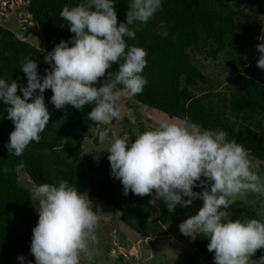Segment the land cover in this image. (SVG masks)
<instances>
[{"label":"clouds","instance_id":"obj_1","mask_svg":"<svg viewBox=\"0 0 264 264\" xmlns=\"http://www.w3.org/2000/svg\"><path fill=\"white\" fill-rule=\"evenodd\" d=\"M114 5V0H90L88 6H65L60 17L74 35L44 56L51 67L42 82L37 61L29 58L20 67L27 77L26 87L0 79V100L9 105L7 118L14 124L8 153L20 156L31 142L40 141L51 116L44 97L47 89L53 93L50 102L57 110L94 105L87 118L108 126L95 129L101 144L108 141L113 119L121 116V96L141 94L147 84L142 75L147 52L130 45L125 37L135 39L136 32L162 8V0H130L126 23L118 22ZM159 27H164L162 22ZM160 34L166 37L168 33ZM257 49L261 54L257 67L264 69V42ZM112 65H118V70L109 71ZM101 78L103 84L94 86ZM121 85L122 90L118 89ZM227 136L223 130L202 131L188 120L163 122L130 144L123 138L113 139L108 148L110 174L122 183L125 196L129 192L152 196L149 204L155 206L162 200L169 213L177 205L187 207L202 200L197 214L183 221L179 231L190 238H207L214 264H264V256L251 259L264 249V222L229 219L227 211L237 197L247 194L264 200V177L254 169L248 151ZM194 187L204 190L195 192ZM33 195L39 200L30 249L35 264H80L81 255H90L97 241L100 219L87 194L62 180L58 186L39 185ZM18 259L23 264L25 257Z\"/></svg>","mask_w":264,"mask_h":264},{"label":"trees","instance_id":"obj_2","mask_svg":"<svg viewBox=\"0 0 264 264\" xmlns=\"http://www.w3.org/2000/svg\"><path fill=\"white\" fill-rule=\"evenodd\" d=\"M87 2L89 5L90 0H27L26 13L38 24L47 43L44 49H37L0 24V79L9 84L15 80L26 87L27 77L20 67L29 58L37 61L42 82L46 69L51 67L44 62V56L74 35L60 12L65 6ZM114 2L118 22L126 23L130 0ZM262 17L263 0H162V8L136 32L135 39L125 37L130 45L147 52V66L142 73L147 84L133 99L169 118L188 120L202 130H223L228 133V141L235 140L250 157L264 161V69L257 67L261 55L257 45L264 42L260 39L264 29L258 21ZM161 22L163 28L159 27ZM164 30L166 37L160 34ZM201 46L210 48L206 56L211 59L225 51L229 57L226 70L237 76L235 87L220 102L210 98L216 93H194L208 82L190 56L191 50ZM117 70L118 65L109 69ZM102 84L103 78L94 86ZM17 94L22 97L19 89ZM52 95L51 89L45 90V103L51 113L49 124L40 133V141L31 142L20 156L8 153L6 146L14 124L7 118L9 105L0 100V264H21L20 256L25 257L23 264L35 262L30 249L39 218L30 191L18 183V167H23L35 187L44 183L58 186L60 181H68L89 198L112 207L113 212L119 213L120 221L142 239L165 235L164 228L180 222L178 213H186L188 218L197 214L190 207L199 199L169 213L162 200L155 206L149 204L152 196L140 197L131 192L125 196L122 183L110 174L108 148L83 154L86 139L100 145L95 133L98 125L87 118L94 105L83 110L67 105L57 110L50 102ZM203 190L193 188L195 192ZM260 201L248 197L232 209L229 219H257ZM183 237L197 251H208L207 238Z\"/></svg>","mask_w":264,"mask_h":264},{"label":"rangeland","instance_id":"obj_3","mask_svg":"<svg viewBox=\"0 0 264 264\" xmlns=\"http://www.w3.org/2000/svg\"><path fill=\"white\" fill-rule=\"evenodd\" d=\"M4 1H6L5 8L3 7ZM26 4L27 0H0V24L35 48L44 49L47 41L38 24L33 22L31 17L26 13ZM85 5L88 6V2ZM258 21L262 24V28L264 29V17L259 18ZM262 37H264V35ZM209 49V47L201 46L194 48L190 52L192 61L208 79L207 84L200 85L194 90V93L196 95L206 92H212L213 94L216 93L215 95L217 96H212L210 98L214 101L219 99L220 102L222 101V96H227L230 90L235 87L237 83V76L230 75L226 70L229 63V57L225 54V51L218 55L215 59H211L206 56ZM118 104L121 107V116L119 119H113L110 126L111 131L109 132L108 141L103 144L100 143L99 146H95L92 139H86L83 143L84 155L94 150L109 148L110 142L115 138H123L127 141L130 139L135 140L136 137L143 132L157 129L163 122H181L180 119L169 118L166 114L155 109L148 108L135 101L133 97H129L127 95H122ZM230 119H232V116ZM97 127L104 128L108 126L98 125ZM249 159L258 174L261 175V177H264V161L257 160L250 156ZM16 172L19 185L30 191L32 199L35 202L36 213L39 218L37 210L39 207V200L34 198L33 195L36 187L27 177L23 167H18ZM250 196L254 195L247 194L246 196L237 197V202L229 206L227 209L229 218L231 216L232 209L240 206L241 203L246 202L247 198ZM89 200L93 204L90 206L93 207V210L100 218L99 226L95 230L97 241L91 245L90 255H81L80 264H189L185 261V257L189 250L166 239L157 241L161 244L154 245V247L151 246L152 248L149 251H146V253L144 251L142 252L143 249H146L144 243H136V250L138 252H134L133 255L129 254L132 252V248L129 249L130 252L128 253L124 251L125 249H122V246H119L121 248L117 247L118 245L113 242L116 235L118 237L124 236L125 239L128 238L126 241L129 243L126 246L127 248H129L131 243H135L136 239L140 236L120 221L119 213L113 212L114 210L112 207L99 202L95 198H89ZM202 205L203 201L199 199L190 207V210L197 213ZM187 216L188 215L186 213L185 215L178 213L180 222L171 225L170 229L178 228L179 230V225L188 218ZM257 219L264 222V200L260 201L257 208ZM165 243L166 245H164ZM187 245L189 247L191 246V243L189 242ZM137 246L142 248L141 249L139 247L141 252H139ZM210 253L211 252L206 251L202 254V257H208ZM256 255L257 257L263 256L264 249L258 250L255 253V257ZM33 264H35V262Z\"/></svg>","mask_w":264,"mask_h":264},{"label":"crops","instance_id":"obj_4","mask_svg":"<svg viewBox=\"0 0 264 264\" xmlns=\"http://www.w3.org/2000/svg\"><path fill=\"white\" fill-rule=\"evenodd\" d=\"M164 229L166 231L165 235L157 236V237H153V238H146V239H142L141 237H138L136 239L135 243L130 244L129 248L126 247L129 244L126 242L128 240V238L125 239L124 236L118 237L116 235L113 242L116 245H118L117 247L122 246V249H125L124 251H126L128 253L130 252L129 249L132 248L133 250L129 254L133 255V253L134 252L136 253V251H137L136 250V243L137 242L145 244L146 249H143L142 252L144 251L146 253V251H149L152 247H154V245L161 244L160 242H157V241H160L161 239H166L168 241L175 243L176 245H178L182 248H187L189 250V252L187 253V255L185 257L186 263H189V264H195V263L196 264H214V252H211L208 257H202V254H203L202 252L197 251L192 246L188 247L187 244H189V242L184 239L183 234H181V232L178 230V228L177 229L176 228L170 229V227H167ZM166 243H167V241H166ZM166 243L164 245H166ZM139 247H138V249H139ZM119 248H121V247H119ZM141 249H139V252H141ZM260 257L261 256L257 257V255L255 257V255H254V256H252L251 259L255 261V260H258Z\"/></svg>","mask_w":264,"mask_h":264},{"label":"built area","instance_id":"obj_5","mask_svg":"<svg viewBox=\"0 0 264 264\" xmlns=\"http://www.w3.org/2000/svg\"><path fill=\"white\" fill-rule=\"evenodd\" d=\"M3 7H4V8L6 7V1L3 2Z\"/></svg>","mask_w":264,"mask_h":264}]
</instances>
